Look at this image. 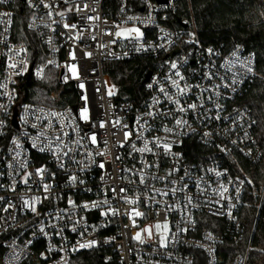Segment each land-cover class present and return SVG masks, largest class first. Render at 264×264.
I'll use <instances>...</instances> for the list:
<instances>
[{"label":"built area","instance_id":"1","mask_svg":"<svg viewBox=\"0 0 264 264\" xmlns=\"http://www.w3.org/2000/svg\"><path fill=\"white\" fill-rule=\"evenodd\" d=\"M182 1L0 3V264H254L251 242L234 246L242 208L264 200L246 168L263 145L242 102L262 75L243 44H206L176 21ZM141 57L151 75L136 103L107 68ZM50 68L55 103L25 100L26 80Z\"/></svg>","mask_w":264,"mask_h":264},{"label":"trees","instance_id":"2","mask_svg":"<svg viewBox=\"0 0 264 264\" xmlns=\"http://www.w3.org/2000/svg\"><path fill=\"white\" fill-rule=\"evenodd\" d=\"M174 15L176 21H193L198 35L206 44L224 43L230 47L239 43L256 54L258 71L262 76L254 81L242 102L253 110L257 120V133L264 150V0H183ZM15 31L19 38L26 33L25 20L20 16ZM150 69V60L141 57L110 63L107 71L119 87L118 96H128L137 103L144 97L142 88ZM60 86L57 71L50 68L42 80H26L23 85L24 99L54 104L51 94ZM68 103L70 100L64 97L60 102L64 105ZM246 168L254 182L264 187V156L262 160ZM241 218L245 225V236L241 243L234 247L245 250L251 242L252 262L264 264V200L259 208L253 199L249 198L242 208ZM90 261L88 258L77 264Z\"/></svg>","mask_w":264,"mask_h":264},{"label":"snow or ice","instance_id":"3","mask_svg":"<svg viewBox=\"0 0 264 264\" xmlns=\"http://www.w3.org/2000/svg\"><path fill=\"white\" fill-rule=\"evenodd\" d=\"M4 2H5V0H0V3H4ZM45 7H48V6L45 5ZM65 27H68V25H65ZM72 27H75V25H73ZM134 31H138V30H134ZM117 35H119V33H117ZM209 51H211V50H209ZM10 67H15V65H10ZM171 67H172V68H176L177 66H176V64L173 63V64L171 65ZM248 71L251 72L252 69L249 68ZM176 75L179 76L180 73L177 72ZM181 79H183V77H181ZM173 84H176V85L178 86V84H177L176 81H173ZM149 87H151V85H149ZM160 91L163 92L164 89L161 88ZM181 91H183V90H181ZM174 103H177V104H178L179 101H175ZM190 107L193 108V109H195L196 105L193 104V105H190ZM179 110H180V111H185V109H183V108H180ZM149 114L151 115V113H149ZM82 115H83V114H82ZM176 123L179 125V124L181 123V121L177 120ZM167 131H171V130H170V129H167ZM125 136L127 137V136H128V133H126ZM92 139H93V141H95V137H94V136L92 137ZM34 146H35V145H34ZM163 147H164L166 150L169 149V146H168L167 144L163 145ZM145 150H146L145 148L139 149V151H141V152H143V151H145ZM40 151H44V149L41 148ZM101 167H103V165H101ZM38 172H43V169H38ZM217 175H219V173H217ZM73 179H75V177H73ZM141 183H143V178L141 179ZM226 190H227V189H225V191H226ZM121 191H123V189H121ZM165 194H166V193H165ZM130 202H134V201H130ZM33 210H35V209H33ZM136 215H141V213L137 212ZM156 227H157V229H159V228H160V225L157 224ZM164 228L167 229V224L164 225ZM41 231H43V229H41ZM146 231H149V232H150V230H146ZM136 238H137V239L140 238L139 233H137ZM91 243H94V242H91ZM91 243L88 244V245H81V247H90V246H91Z\"/></svg>","mask_w":264,"mask_h":264},{"label":"rangeland","instance_id":"4","mask_svg":"<svg viewBox=\"0 0 264 264\" xmlns=\"http://www.w3.org/2000/svg\"><path fill=\"white\" fill-rule=\"evenodd\" d=\"M134 30H138V29L136 27L122 28L120 29V34L125 37L131 35V33H139V30L138 31H134Z\"/></svg>","mask_w":264,"mask_h":264},{"label":"water","instance_id":"5","mask_svg":"<svg viewBox=\"0 0 264 264\" xmlns=\"http://www.w3.org/2000/svg\"><path fill=\"white\" fill-rule=\"evenodd\" d=\"M150 75H151V73L149 72V73L147 74V78H149Z\"/></svg>","mask_w":264,"mask_h":264}]
</instances>
